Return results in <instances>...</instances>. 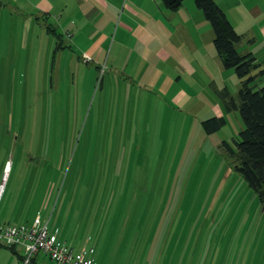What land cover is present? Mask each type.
<instances>
[{"label":"rangeland","instance_id":"obj_1","mask_svg":"<svg viewBox=\"0 0 264 264\" xmlns=\"http://www.w3.org/2000/svg\"><path fill=\"white\" fill-rule=\"evenodd\" d=\"M1 1L0 183L6 160L14 165L0 222H31L39 211L62 238L97 246L100 264H147L177 241L189 245L192 264L230 245L247 247V261H264V205L222 145L236 147L239 111L219 97L160 115L145 103L126 105L123 89L104 88L103 71L87 63L57 72L43 49L54 34L44 38L39 24ZM254 26L251 44L264 60V34ZM236 81L240 87L236 74L228 81L233 96ZM253 85L263 86L264 75ZM212 116L226 123L207 133L203 121ZM15 255L0 246L2 263ZM39 255L41 264H59Z\"/></svg>","mask_w":264,"mask_h":264},{"label":"crops","instance_id":"obj_2","mask_svg":"<svg viewBox=\"0 0 264 264\" xmlns=\"http://www.w3.org/2000/svg\"><path fill=\"white\" fill-rule=\"evenodd\" d=\"M1 2V5L6 4L11 8L13 13L14 11L19 14L25 13L24 19L28 23L39 24L44 38L49 37L48 34H54L55 40L50 46V51H47L46 42L43 49L45 55L52 57L51 67L54 66L57 72L80 71L78 62L87 63L91 66L90 71H103L104 88L123 89L121 97L124 99L123 103L129 105L135 101L151 105L147 109L150 112H157L158 115L165 113L166 110L174 112L177 107L186 111L190 108L189 105L204 104L205 99L221 98L219 91L229 90L228 81L236 74L233 68L224 66L214 45L212 26L203 10L197 6L196 0H184L183 5L177 10L168 9L163 0ZM216 2L226 13L235 30L243 35L237 46L238 50L241 53L251 52L264 65V60H261L252 46L256 40L255 24L261 26L259 32L264 34V0H216ZM16 18L18 24H21L22 18L18 16ZM85 56H89L90 60H86ZM235 83L238 89L239 84L237 81ZM156 118L159 119L160 116ZM24 158L20 155L18 163L23 165ZM7 164L10 165L9 178L14 161L6 160L2 168L3 177ZM5 188L6 182L0 199ZM21 200L19 197L14 202L12 198L11 206H15L16 211ZM36 216L48 221L50 226V219L45 215L38 211L34 214V217ZM29 222L30 220L14 224ZM52 232H56L62 241L72 245L76 251L84 247L94 248L95 262L100 264L95 256L97 246L84 240L79 244L77 240L69 242L61 237L58 228ZM169 247V244L168 247L166 244L160 255L154 253L155 258L147 264L191 263L189 245L180 246L177 241L173 247ZM166 248L168 252H165ZM246 248L240 249L237 245H230L227 250L217 247L211 259H207L205 252H202L197 264H264V261L259 263L254 258L247 261L246 255L248 256L249 250ZM37 261L41 264L40 255ZM19 263L17 255L7 262ZM0 264L6 263H2L0 259Z\"/></svg>","mask_w":264,"mask_h":264},{"label":"trees","instance_id":"obj_3","mask_svg":"<svg viewBox=\"0 0 264 264\" xmlns=\"http://www.w3.org/2000/svg\"><path fill=\"white\" fill-rule=\"evenodd\" d=\"M163 1L170 10L179 9L184 2ZM196 4L212 26L214 45L224 66L233 68L240 80L237 96H233L228 89L219 91L226 110L239 111L244 122L239 138L234 140L236 147L227 140L222 145L235 157L237 170L264 205V85L259 88L253 85L259 75H264L263 65L251 52L241 53L238 50L237 46L243 35L235 30L216 0H196ZM225 123L224 116H212L203 121L207 133L219 130ZM8 248L20 259V252L16 247Z\"/></svg>","mask_w":264,"mask_h":264},{"label":"built area","instance_id":"obj_4","mask_svg":"<svg viewBox=\"0 0 264 264\" xmlns=\"http://www.w3.org/2000/svg\"><path fill=\"white\" fill-rule=\"evenodd\" d=\"M90 60L89 56H85ZM10 165L7 164L0 185V198L8 178ZM0 245L20 248L19 264H38L37 257L45 254L59 264H96L94 248L84 247L79 251L62 241L56 232L50 231L48 221L40 216L25 224L0 222Z\"/></svg>","mask_w":264,"mask_h":264}]
</instances>
